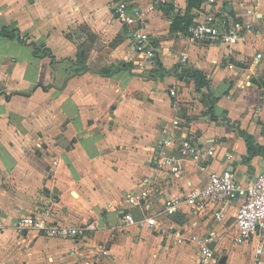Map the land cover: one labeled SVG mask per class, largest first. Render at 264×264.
I'll return each instance as SVG.
<instances>
[{
    "label": "crops",
    "instance_id": "1",
    "mask_svg": "<svg viewBox=\"0 0 264 264\" xmlns=\"http://www.w3.org/2000/svg\"><path fill=\"white\" fill-rule=\"evenodd\" d=\"M116 1L0 0V264H199L196 243L177 242L194 233L213 236L219 264H264L263 238L235 241L241 197L203 211L184 204L156 226L122 224L127 212L140 220L166 196L203 187L211 171L230 169L247 184L264 169V154L243 160L238 129L264 146V0H217L227 17L252 24L233 45L171 30L177 13L201 18L207 0H126L142 14L134 24L117 19ZM139 28L156 50L143 66ZM187 136L216 153L207 169L184 160L175 175L158 160ZM147 188L143 206L130 203ZM45 206L51 224L95 226L69 238L17 229Z\"/></svg>",
    "mask_w": 264,
    "mask_h": 264
},
{
    "label": "built area",
    "instance_id": "2",
    "mask_svg": "<svg viewBox=\"0 0 264 264\" xmlns=\"http://www.w3.org/2000/svg\"><path fill=\"white\" fill-rule=\"evenodd\" d=\"M162 3L166 0H160ZM115 14L118 20L125 24H134L141 19L140 12L132 13L129 11L126 0H117L114 6ZM201 18H197L188 27L187 34L190 40L198 41L210 39L222 44H237L244 36V33L252 27L251 23L240 19L229 18L218 9L217 0H207L204 9L200 11ZM21 36V39H24ZM134 49L143 55L141 66L146 61H150L156 54V50L149 47V33L142 28L137 29L133 34ZM187 60V54L182 56V61ZM175 126L180 125V121H173ZM164 142H169L166 140ZM216 148L206 145L203 141L191 137H183L180 140L178 153L161 157L158 160L159 165L168 166L175 175H181L184 168V160H190L207 169L208 162L214 157ZM151 189H140L129 197L133 205L143 206L148 200ZM227 197L228 199L241 197L240 204L236 213L237 234L235 241L241 244L254 235H259L264 239V169L261 170L253 180L244 184L236 180L230 169L223 171H211L208 180L203 187H193L185 196H166L163 207L159 210L145 214V217L138 220L131 212L123 216L122 224H147L156 226L165 215H173L178 212L184 204L193 206L198 210H206L210 204H217L219 199ZM51 213V207L45 206L37 210L34 214L21 218L17 222V229L21 232L25 228H35L50 236L69 238L84 235V233L93 228L94 223L85 225H65L51 224L48 218ZM215 215L221 219L224 216L223 211H215ZM193 241L199 248V264H219L215 250L210 246L213 241L212 235L191 234L188 237L180 235L177 242ZM100 254H107L108 250L104 244L99 245ZM264 244L257 250L258 254L263 253Z\"/></svg>",
    "mask_w": 264,
    "mask_h": 264
},
{
    "label": "trees",
    "instance_id": "3",
    "mask_svg": "<svg viewBox=\"0 0 264 264\" xmlns=\"http://www.w3.org/2000/svg\"><path fill=\"white\" fill-rule=\"evenodd\" d=\"M191 3L194 6H197L199 4L198 0H191ZM192 18H193V16L191 14L187 13L185 15H181L180 13H177L174 20H173V23L171 25V30L172 31L180 30L183 32H187L188 27L192 23ZM3 33L7 34L9 36L14 35V32H10L7 28L3 29ZM70 61H72V60L70 59ZM77 62H79V64H83L82 56L79 57V60ZM158 70H161V72L166 71V69L162 66V64L160 62H158ZM189 73H190L189 70L185 71L186 75H189ZM153 75L155 76L154 71L152 72L151 76H153ZM190 75L191 76L194 75L196 77L200 86L208 84V80L202 71L196 70V71L192 72ZM238 129H239L240 135H242L244 137V139L247 143V147H248V154L245 157H243V160L245 162L249 163L251 158L257 154H264V146L257 143L255 138L253 137V135L249 134L247 131H245L243 129H240V128H238Z\"/></svg>",
    "mask_w": 264,
    "mask_h": 264
},
{
    "label": "water",
    "instance_id": "4",
    "mask_svg": "<svg viewBox=\"0 0 264 264\" xmlns=\"http://www.w3.org/2000/svg\"><path fill=\"white\" fill-rule=\"evenodd\" d=\"M163 143H164V141H162V142H161V144H160L159 148H162V146H163ZM158 153H159V151H157V155H158ZM156 158H158V156H156Z\"/></svg>",
    "mask_w": 264,
    "mask_h": 264
}]
</instances>
